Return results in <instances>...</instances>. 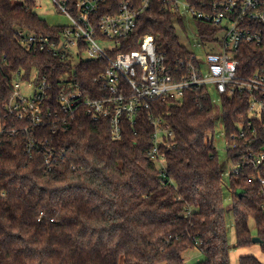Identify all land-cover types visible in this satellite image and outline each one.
Here are the masks:
<instances>
[{"label":"trees","instance_id":"16d2710c","mask_svg":"<svg viewBox=\"0 0 264 264\" xmlns=\"http://www.w3.org/2000/svg\"><path fill=\"white\" fill-rule=\"evenodd\" d=\"M187 1L202 9V2L211 0ZM172 2L152 0L121 50L138 49L142 36L152 34L157 48L170 57L188 55L175 24H182L183 14L172 9ZM37 4L0 0L4 125H23L1 111L14 93L19 72L23 79L34 72L37 78L46 76L50 90L45 110L60 108L58 95L66 79L76 78L93 98L102 91L94 79L105 72L106 62H74L20 43L21 29L43 34L60 29L35 11ZM118 4L108 0L101 13L110 11L108 7L116 13ZM198 27L202 41L216 40L218 26L198 20ZM244 49L264 54V46L244 44ZM241 99H227L220 112L210 101L190 96L182 103L159 100L152 105L151 111L163 112L175 132L176 147L166 151V177L147 154L153 126L146 111L135 128L124 125L120 140L112 139L108 119L94 122L84 109L67 132L53 134L51 121L42 125L36 135L53 137L54 147L64 151L54 156L50 170L42 150L27 154L22 136H5L0 146V264H185L184 254L195 247L206 256L198 264H232L229 211L234 215V247L259 245L264 250V185L251 177V170L231 175L232 206L227 209L224 170L213 144L220 115L232 132L246 114ZM259 174L264 177V166ZM254 237L261 241L254 242ZM239 264L264 262L244 254Z\"/></svg>","mask_w":264,"mask_h":264},{"label":"built area","instance_id":"2783aa9c","mask_svg":"<svg viewBox=\"0 0 264 264\" xmlns=\"http://www.w3.org/2000/svg\"><path fill=\"white\" fill-rule=\"evenodd\" d=\"M151 1L119 0L116 13L108 7L110 11L103 14L108 0H52L68 18V25H55L60 29L52 34L19 30L20 43L30 50L74 62L104 61L107 68L94 79L102 85L96 98L87 94L74 77L62 82L60 108L56 110L44 109L50 90L46 76L37 78L34 72L30 79H23L24 73L19 72L16 79L30 80L36 90L33 96H24L15 79L14 93L1 111L5 118L15 117L23 125H4L0 112V146L5 136H22L26 153L42 150L50 170L54 156L64 151L54 147L53 137L36 135L42 125L51 121L53 134L67 132L76 114L84 109L94 122L108 119L112 139L120 140L124 125L135 128L146 111V119L153 126L147 154L160 175L166 177V151L176 147L175 132L163 112L151 111L152 105L159 100L169 105L182 103L190 96L210 101L220 112L227 99L241 97L246 114L235 122L232 132L224 124L228 159L234 164L229 177L251 170V177L264 185V177L259 174L264 166V54L244 49V44L264 46V0L203 1L202 9L186 0L194 19L220 28L215 41H202L204 57L191 50L184 57H170L157 48L152 34L142 36L138 49L122 51ZM171 5L182 13L177 0ZM216 43L222 45L221 52L207 50Z\"/></svg>","mask_w":264,"mask_h":264},{"label":"rangeland","instance_id":"374dc122","mask_svg":"<svg viewBox=\"0 0 264 264\" xmlns=\"http://www.w3.org/2000/svg\"><path fill=\"white\" fill-rule=\"evenodd\" d=\"M14 3H21L22 0H12ZM180 6V9L183 14V22L182 24L175 23L177 27V32L180 36L181 42L184 46H186L189 50L197 53L199 57H204L205 55V45L203 44L200 36L198 35L199 27L198 20L194 19V15L186 3V0H177ZM35 11L44 19L48 21L51 25H68V18L60 13L52 0H38L37 7ZM209 51L221 52L222 45L220 43H216V45H210L207 47ZM34 74V73H33ZM18 84V89H20L21 93L24 96H33L36 85L30 82V80H20L16 79ZM215 93V92H214ZM224 121L220 116L216 123V131L214 135V147L216 149L219 161L223 167V184H224V192L226 194L225 205L227 209H231L232 200L230 197L229 190V174L234 171V164L228 159V153L226 150V139L224 136ZM227 224L229 227V243L232 246L231 251V262L232 264H239V259L241 255L244 254H253L252 249L255 246L260 249V253L258 254L259 259L264 262V250L260 248L259 245L251 246V247H234V243L236 241L235 232H234V215L232 211L227 213ZM251 227L253 233H256V228L254 222H251ZM256 256V255H255ZM206 258L205 253L199 248L195 247L184 254L185 264H198Z\"/></svg>","mask_w":264,"mask_h":264},{"label":"crops","instance_id":"0c3cea01","mask_svg":"<svg viewBox=\"0 0 264 264\" xmlns=\"http://www.w3.org/2000/svg\"><path fill=\"white\" fill-rule=\"evenodd\" d=\"M254 255H256L258 257V254L261 252L260 249H258L256 246L255 248L252 249V251ZM259 258V257H258Z\"/></svg>","mask_w":264,"mask_h":264},{"label":"water","instance_id":"95a60500","mask_svg":"<svg viewBox=\"0 0 264 264\" xmlns=\"http://www.w3.org/2000/svg\"><path fill=\"white\" fill-rule=\"evenodd\" d=\"M239 194H241V191L239 192ZM253 241H254V242H260L261 240H260L259 237H254V238H253Z\"/></svg>","mask_w":264,"mask_h":264}]
</instances>
